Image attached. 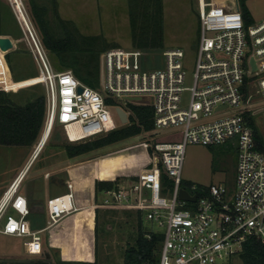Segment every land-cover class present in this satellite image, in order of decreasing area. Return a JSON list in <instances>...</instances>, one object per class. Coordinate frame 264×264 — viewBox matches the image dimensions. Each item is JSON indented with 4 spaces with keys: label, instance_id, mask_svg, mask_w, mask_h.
<instances>
[{
    "label": "built area",
    "instance_id": "2783aa9c",
    "mask_svg": "<svg viewBox=\"0 0 264 264\" xmlns=\"http://www.w3.org/2000/svg\"><path fill=\"white\" fill-rule=\"evenodd\" d=\"M7 1L38 65L35 80L44 84V124L61 125L73 142L106 133L118 127L115 107L122 106L110 103L117 96L152 107L155 129H181L180 139L142 141L150 165L135 181L105 190L103 203L94 208L146 209V220L165 227L158 264H221L250 237L264 243V19L247 24L239 0H198L201 33L190 86L183 48L161 50L163 64L154 68L146 65L145 50L117 48L101 55L100 91L71 69L55 70L25 0ZM123 109L132 113L131 107ZM228 140L237 146L234 187L215 182L184 187L186 144ZM21 180L19 173L0 197V232L25 238L27 253L41 254L42 233L74 208L72 183L67 182L68 192L48 199L46 224L34 229L28 204L16 197ZM182 188L196 199H181Z\"/></svg>",
    "mask_w": 264,
    "mask_h": 264
},
{
    "label": "rangeland",
    "instance_id": "374dc122",
    "mask_svg": "<svg viewBox=\"0 0 264 264\" xmlns=\"http://www.w3.org/2000/svg\"><path fill=\"white\" fill-rule=\"evenodd\" d=\"M155 1L60 0L62 7L67 6V9L65 7L62 9L64 10L62 11V15L73 23L74 28L85 35L100 36L102 43L98 42L95 45L96 48L101 50L99 53L100 59L103 52L108 49L134 48L136 46L135 42L138 39H149L153 33L156 34L153 37L157 40L156 48L155 50L144 51V53L148 52L146 65L149 68L162 66L163 59L161 50L171 47L183 48V65L187 71L185 85L190 86L192 84V73L195 69L201 33L198 0ZM25 4L34 22L28 0H25ZM239 4L241 10L247 13L248 23L259 22L264 19V0H239ZM0 7L4 11V23L7 30L13 32L15 36L20 33V40L17 44L18 48L10 52L8 57L9 67L11 72H13V76L10 74L9 67L4 66L8 79L7 84L0 83V90L7 91L16 103L24 104L33 99L36 94L43 93L45 88L41 80H35L39 77L38 65L34 60L30 45L19 23L13 14L9 13L11 10L7 5V1L0 0ZM35 29L37 31L36 25ZM37 34L41 40L38 31ZM134 40L136 41L134 42ZM45 51L54 69L59 70L56 68L55 56L46 48ZM26 76H29L27 77L28 79L18 81V78ZM100 81L101 78L99 77V85ZM96 89H99V86ZM99 90L102 91L101 89ZM183 98L186 102L189 98V92H185ZM110 103L112 105H121L125 109L136 106L134 100L130 101L117 96L110 100ZM114 118L118 126L129 123V121L125 124L121 123L115 114ZM170 133H172L173 139H180L182 134L181 129L153 128L81 157L73 159L67 157V168L82 167L86 170L85 172H88L92 169L96 160L103 156L122 151H129L130 153L143 151V158H139L135 162L127 165L124 169L118 170L112 178H106V180L118 179L120 182H131L132 177H138L139 172L150 165L148 153L144 151L140 143L145 140H171L168 137ZM38 137L30 146L0 144V185L13 174L12 172H15L25 164L30 152L32 153L34 151ZM69 142L78 143L80 141L73 142L68 140L63 132L62 126L56 124L50 131V134H46L41 147L45 145L40 151L39 156L35 157L27 168L29 173L23 182V187L29 190L35 199L41 200L44 207L46 206L48 196L60 194L68 190L62 188L63 185L55 180L45 179L43 175L46 170L53 169L59 162L63 161L65 152L61 146ZM38 147L40 148V142ZM236 165L237 146L229 140L225 143L214 145L188 142L184 153L182 185L190 189L191 185L208 186L210 183L215 182L223 183L232 189L234 187ZM45 189L48 193L45 192ZM163 194L169 197L170 191L166 190ZM103 199L104 195L102 193L99 194L98 203H103ZM138 211L139 209L134 207L101 205L98 210L99 225L95 240V257L99 262L104 264H124V253L130 245L135 243L140 228L145 230L151 229L155 232H163L165 230V227L160 226L157 222L144 218L147 212L146 209L141 210V216L138 214ZM28 218L36 227H41L46 224V214L44 212L37 214L36 219L30 213ZM42 234L45 238L47 237L48 231ZM53 238L55 242H58L55 236ZM24 241L25 238L5 235L0 232V251L21 249L22 254L28 255L24 250ZM81 242L84 243L87 241L83 238ZM85 245L87 244H84V247ZM50 251L53 254V264L58 263V250L51 248ZM63 251L67 256L66 246H63ZM31 256L41 257L39 254ZM81 256L79 257L82 258ZM38 261L41 262L34 264H49L44 263L41 259ZM233 263L242 264L238 256L233 257Z\"/></svg>",
    "mask_w": 264,
    "mask_h": 264
},
{
    "label": "trees",
    "instance_id": "16d2710c",
    "mask_svg": "<svg viewBox=\"0 0 264 264\" xmlns=\"http://www.w3.org/2000/svg\"><path fill=\"white\" fill-rule=\"evenodd\" d=\"M157 2V0L155 1ZM31 14L42 37L44 47L55 56L56 68L59 70L71 69L74 75L83 83L96 88L99 86L100 77V49L95 45L102 43L100 36L85 35L74 28L69 20L61 19L56 10V2L49 0H28ZM53 7V8H52ZM53 12L56 16V26L47 19ZM247 22V13L242 11ZM4 11L0 7V34H7L5 27ZM50 13V14H49ZM132 20V15H131ZM134 40L135 47L143 50H155L157 40ZM132 113L128 115L129 123L118 126L108 131L82 140L78 143H66L62 145L69 159L78 158L95 150L112 146L129 137L141 134L154 128L153 111L149 105L132 106ZM45 115V93H39L24 104L16 103L4 90H0V144L4 145H28L35 142L42 133ZM42 129V131H41ZM39 135V136H40ZM173 139L172 135H168ZM144 157V152L130 153L122 151L103 156L96 160L89 172H95L100 179L95 181V201L98 203L99 194L105 190L115 189L120 181L105 180L112 178L118 170ZM79 168L73 169V174ZM137 177H132L135 181ZM163 181L166 178L163 176ZM141 216V211H138ZM85 228L94 223L93 211L85 214ZM98 231V218L95 225V240ZM149 234V235H148ZM164 234L151 229H139L135 243L130 245L124 253V264H158ZM87 247V245H85ZM238 256L242 264H264V243L255 237L248 238L242 246ZM233 256V257H235ZM83 258V255L81 256ZM85 257V256H84ZM233 257L221 264H234ZM56 264H104L95 259L88 261H59Z\"/></svg>",
    "mask_w": 264,
    "mask_h": 264
},
{
    "label": "crops",
    "instance_id": "0c3cea01",
    "mask_svg": "<svg viewBox=\"0 0 264 264\" xmlns=\"http://www.w3.org/2000/svg\"><path fill=\"white\" fill-rule=\"evenodd\" d=\"M49 1H52V0H49ZM53 1L56 2L55 8L57 10L58 16L63 20H67V18H64L62 15V11H64L62 9H64V7H65V9H67V6L62 7V3L60 2V0H53ZM7 5L9 6V9L11 10L9 13L10 14L12 13L13 16L15 17L8 1H7ZM47 19H49L53 23V25L56 26V16L53 15V12H52L51 16L49 15L47 17ZM36 28H37L38 33L40 34L37 25H36ZM6 33L7 34H0V35L9 36L14 43V47L8 51H4V50L0 49V83H4V85L7 84V79H8L6 69L4 66L9 67V61H8L9 54H10V52H12L13 50H16L18 48L17 44L20 40V38H19L20 33L16 36L14 35L13 32H10V31H7ZM40 37H41V34H40ZM41 41H42V37H41ZM1 62L3 65L1 64ZM3 67H4V70H3ZM101 68H102V66H101V59H100V75H101ZM9 69H10V67H9ZM12 73L13 72H11V69H10L11 76H13ZM27 77H29V76L18 78L19 79L18 81L28 79ZM5 92H7V91H5ZM46 125H47V122L44 124L43 131H44ZM43 131H42L41 135L38 137L37 142L35 143L34 151L32 153L30 152L25 164H23V166L18 168L15 172H12L13 174L10 175L0 185V197H1L3 191L8 187V185L13 181V179L17 175H19V173L22 172V174L20 176V177H22V180L19 184V189H18L16 197L19 196L20 200L23 199L28 204L30 211H31L30 213L34 215L35 219H36V215L39 213L44 212L46 214V206L44 207V204L42 203L41 200L35 199L33 197L32 193L29 190H26L25 187H23V182L26 179L27 174L29 173V170H27L29 164L31 163V161L35 157L39 156L40 151L42 150V148L45 145L44 144L42 147L40 146V148L38 150L39 152L36 151L37 146L40 142V139L43 135ZM24 146H27V145H24ZM61 147L64 150L63 146H61ZM64 152H65V150H64ZM63 156H64L63 161L59 162L55 167H53V169L46 170L44 172L43 177L45 179H51V180L57 181L58 183L63 185L62 188H66L68 190H66L65 192H62L60 194L48 196L47 200H46V205H47L48 199L68 192L69 188L67 186V182H71L72 183V191L74 193V199H73L74 208L71 212L67 213L58 223H56L54 226H52L51 228L46 230V231H48V234H47V237H45V238L43 237L44 249H45V251H44V249H43V251L46 253H47V251H49V253H51V255L53 257V254L50 251V249L52 248V249L58 250V252H59L58 262H59V260H67V261L68 260H74V261L93 262L96 259V257H95V253H96V249H95V225H96L97 218H98V225H99V212H98V210L101 207L100 206L98 208H94V205L96 203V201H95V181H96V179H99V178L96 176L95 172H89V171L85 172L86 170L82 167H78L79 171H76V173L73 174L74 168H70V167L67 168V154H66V152L64 153ZM46 173H49V174L46 175ZM45 192H47L46 189H45ZM47 193H46V195H47ZM8 210H9V212L16 213V209L13 206H10ZM91 210L93 211V214H94V223L89 228V230H87V228H85L84 218H85L86 212H89ZM30 224H31L32 228H34V229H39V228L43 227V226L36 227L34 225V223H32L31 220H30ZM54 236L58 239V242H55V240L53 238ZM83 238L87 242L82 243L81 239H83ZM84 244H87V247H84ZM63 246H66V248H67V252H68L67 256L64 254ZM24 250L27 253L25 246H24ZM21 252H22L21 249H18V250H14V249L1 250L0 251V264H34V263L41 262V261H38L39 259H41V257L40 258L34 257V256L32 257L31 256L32 254L27 253L28 255H25V254H22ZM35 255H37V254H35ZM39 255H41V254H39ZM81 255H83V258L79 257ZM52 257H51V262H48L45 260H43V262L53 264L54 260ZM63 262H66V261H63Z\"/></svg>",
    "mask_w": 264,
    "mask_h": 264
},
{
    "label": "water",
    "instance_id": "95a60500",
    "mask_svg": "<svg viewBox=\"0 0 264 264\" xmlns=\"http://www.w3.org/2000/svg\"><path fill=\"white\" fill-rule=\"evenodd\" d=\"M14 47V43L12 39L7 35H0V49L4 51H8ZM253 68L255 69V61L252 59ZM79 91H81V87L79 88ZM115 111L117 113V117L119 118V121L123 124L128 122V114L127 112L120 106L115 107ZM179 196L181 199L184 200H195L196 195H190L189 192L186 189H181ZM51 253L47 251V254L44 255V251L41 253V260H47L48 262H51Z\"/></svg>",
    "mask_w": 264,
    "mask_h": 264
},
{
    "label": "bare ground",
    "instance_id": "6f19581e",
    "mask_svg": "<svg viewBox=\"0 0 264 264\" xmlns=\"http://www.w3.org/2000/svg\"><path fill=\"white\" fill-rule=\"evenodd\" d=\"M50 128H51V130H52V127H51V122H50V120L49 121H47V125H46V127H45V130L43 131V135H42V137H41V141H40V146H41V144L43 143V141H44V139H45V137H46V134H50ZM39 150V147L37 148V150L36 151H38ZM143 150V149H142ZM139 152H141V151H139ZM21 174H22V172L20 173V176H21Z\"/></svg>",
    "mask_w": 264,
    "mask_h": 264
},
{
    "label": "flooded vegetation",
    "instance_id": "af4514ba",
    "mask_svg": "<svg viewBox=\"0 0 264 264\" xmlns=\"http://www.w3.org/2000/svg\"><path fill=\"white\" fill-rule=\"evenodd\" d=\"M44 251H45V249H44ZM47 253L46 252H44V255H46ZM45 261H47V260H45Z\"/></svg>",
    "mask_w": 264,
    "mask_h": 264
}]
</instances>
